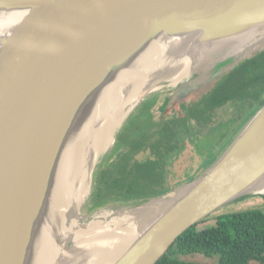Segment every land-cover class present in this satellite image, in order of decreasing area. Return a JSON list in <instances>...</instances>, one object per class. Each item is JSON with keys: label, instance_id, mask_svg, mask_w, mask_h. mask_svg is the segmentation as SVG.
<instances>
[{"label": "water", "instance_id": "obj_1", "mask_svg": "<svg viewBox=\"0 0 264 264\" xmlns=\"http://www.w3.org/2000/svg\"><path fill=\"white\" fill-rule=\"evenodd\" d=\"M2 12L18 20L0 36V264L34 263L68 142L104 91L160 39L189 42L185 54L200 65L165 94L168 105L209 93L264 51V0H0ZM184 47L174 46L172 54ZM175 79L153 78L115 133ZM118 135L94 169L111 155ZM263 190L264 106L184 189L112 210L150 219L111 264H157L191 227L248 196L264 197Z\"/></svg>", "mask_w": 264, "mask_h": 264}, {"label": "trees", "instance_id": "obj_2", "mask_svg": "<svg viewBox=\"0 0 264 264\" xmlns=\"http://www.w3.org/2000/svg\"><path fill=\"white\" fill-rule=\"evenodd\" d=\"M203 98L205 107L197 103L194 114L189 111L186 116L168 115L161 119L153 111L157 100L144 103L127 123L132 125V134L122 136L126 125L111 155L97 171L90 210L114 203H134L170 190L168 176L174 165V160H169L172 154L185 148L186 139L193 146L198 144L200 153L202 150L203 139L198 136L191 140L201 134L200 130L192 131L191 118L203 116L208 109L223 107L232 101L247 104L250 108L247 116L264 106V51L242 62ZM248 118L240 121L238 128ZM145 152L148 156L139 159L138 156ZM209 155L207 164H212L218 156L216 151ZM209 218L186 231L157 264H200L179 258V255L196 254L207 258L217 256L219 264H264V209ZM206 222H213V226L204 228Z\"/></svg>", "mask_w": 264, "mask_h": 264}, {"label": "bare ground", "instance_id": "obj_3", "mask_svg": "<svg viewBox=\"0 0 264 264\" xmlns=\"http://www.w3.org/2000/svg\"><path fill=\"white\" fill-rule=\"evenodd\" d=\"M17 20L14 14L0 13V36ZM174 39H160L129 70L122 73L99 97V104L68 142L56 172L47 222L38 233L33 264H111L135 240L139 230L150 219L149 215L143 218L128 213L104 216L80 226L82 208L90 194L92 165L101 151L111 147L115 132L145 94L151 80L175 77V85L200 68V65L194 67L195 63L185 54L189 42L185 44ZM177 45L185 47L182 53L174 55L172 51ZM104 136L113 142L106 145ZM146 211H139V215ZM71 224H75V227L64 240V250H61L59 239H63L66 228ZM97 238L98 241H95ZM68 242L73 244L70 250L66 248Z\"/></svg>", "mask_w": 264, "mask_h": 264}, {"label": "rangeland", "instance_id": "obj_4", "mask_svg": "<svg viewBox=\"0 0 264 264\" xmlns=\"http://www.w3.org/2000/svg\"><path fill=\"white\" fill-rule=\"evenodd\" d=\"M258 54V52L253 53V57ZM217 59V58H216ZM216 59H213V62H215ZM212 62V60H211ZM211 62L209 63L208 66H211ZM210 68V67H209ZM196 78V75H192L191 79ZM174 81L166 82L162 84L161 90L159 92H156L157 94L155 95L154 98L158 96V104L154 108V112L156 116L159 118L164 112H168L169 108L173 106L174 111L169 112L170 115H174L175 112L179 111V106L177 104L172 105L169 104L167 105V99H163L165 94V97H169L168 95L172 92L173 88L172 86ZM216 85V82L212 84L214 87ZM212 87V88H213ZM212 89H210L211 91ZM191 102L196 101L198 99L197 95L192 96ZM189 103V104H190ZM167 105V106H166ZM249 107L247 104H242L239 102H230L226 106L220 108L215 112V115L213 117L212 123H210L209 126L205 127H200L199 125H194L192 126V131L200 130L201 134H196L194 137H192L191 140H195V137H198L200 139L203 138L202 144H200L202 150L200 153V147L197 144L196 146H193L190 144L187 139L183 142L185 148L183 150H179L178 152L172 154V156L169 158L170 161L174 160V165L171 167V172L170 175L168 176V182L171 183V189L168 190V192H173V191H180L181 189H184L189 183H191L193 180L197 179L202 175L212 164H207V160L209 159V154H211L213 151H216L217 156H221L223 151L228 147L230 142H233V139L237 136V134L240 132L241 128L243 127L240 126L238 128V123L240 121L246 119V117H251L254 115H249L247 116V112H249ZM137 109L134 112V115L136 114ZM132 118V117H131ZM249 118L245 121L247 122ZM132 125L129 123L127 125V128L123 131L122 136H127L132 134ZM198 133V132H197ZM118 135V133H115V137ZM212 135L208 138L207 136ZM228 135V136H227ZM224 139L223 143H220V141ZM105 144L107 145L108 143L113 142V140H110L108 136H104ZM117 141V139H116ZM116 144V143H115ZM115 146V145H114ZM217 148V149H216ZM112 151V150H111ZM111 153V152H110ZM205 154V155H202ZM209 155V156H208ZM109 156V154H108ZM107 156V157H108ZM148 156V153H142L138 156L139 159H144ZM98 158V157H97ZM97 163V159L94 161L92 165V169ZM101 163V162H100ZM99 164V163H98ZM98 171V168L94 169V173L96 175ZM93 173V177H94ZM163 193V194H166ZM161 194V195H163ZM173 199V198H172ZM171 198L164 199L163 202L169 203L172 200ZM91 200V197L87 199L84 207L82 208V219L80 220V226H85V223L87 221H92V220H98L102 217H109L111 215L116 216L117 213L112 214L113 211H125V210H131L133 207H137L139 205H125V203H114V204H109L103 208H97L93 212L90 210L91 206L89 205V202ZM169 201V202H168ZM144 203V202H143ZM142 204V203H140ZM256 208H261L264 209V197L262 195H251L248 196L239 202L236 203H231L230 205L226 206L222 210L214 213L209 219H214L218 215L222 214H227V213H232V212H238V211H243V210H250V209H256ZM113 210V211H112ZM159 208L157 209V211ZM103 214V215H100ZM107 215V216H106ZM111 218V217H110ZM103 220V219H101ZM204 228H208L213 226V222H206ZM75 227V224H71L69 227H67L64 233L63 239H60V245L59 248L61 250H64V240L73 232V228ZM94 236L97 237L96 234ZM100 238V237H98ZM98 238L95 241H98ZM85 239V238H84ZM83 239V240H84ZM81 242V241H80ZM94 242V241H93ZM73 244L71 242H68L66 245L67 250H70L72 248ZM179 258L187 261V262H196L200 264H219V258L217 256L213 258H207L203 255L196 254V255H179ZM255 264V263H253Z\"/></svg>", "mask_w": 264, "mask_h": 264}, {"label": "flooded vegetation", "instance_id": "obj_5", "mask_svg": "<svg viewBox=\"0 0 264 264\" xmlns=\"http://www.w3.org/2000/svg\"><path fill=\"white\" fill-rule=\"evenodd\" d=\"M208 94V93H207ZM207 94L205 95H197V94H192L191 96H189L184 102L182 103H176L178 106H179V111L178 112H175V116L176 117H182V116H186L185 114L188 113L189 111H193L192 113L194 114L196 111H195V108H196V105L197 103H199V105H202L203 108L205 107V103H204V99L203 98L204 96H206ZM194 95H197L198 96V99L196 101H193L192 103L191 102V97L194 96ZM164 99V98H163ZM157 100V104H158V96L156 98L152 97L149 101H155ZM232 102H236V101H232ZM190 103V104H189ZM230 103V102H229ZM156 104V105H157ZM168 105V104H167ZM166 105V106H167ZM175 105V104H174ZM226 106V105H225ZM224 107V106H223ZM220 108L222 107H217L215 109H208L207 113L203 116H199V117H196V118H191L189 123L193 124L194 125H199L200 127H205V126H209L210 123H212L213 121V117L215 115V112L217 110H219ZM154 110V109H153ZM169 111L167 112H164V113H161L162 115L159 117L160 119L163 117H167L169 115V112H173L174 109H173V106H171L169 109ZM173 115V116H174ZM200 139H203L200 137Z\"/></svg>", "mask_w": 264, "mask_h": 264}, {"label": "crops", "instance_id": "obj_6", "mask_svg": "<svg viewBox=\"0 0 264 264\" xmlns=\"http://www.w3.org/2000/svg\"><path fill=\"white\" fill-rule=\"evenodd\" d=\"M149 102V101H148ZM154 111V110H153Z\"/></svg>", "mask_w": 264, "mask_h": 264}]
</instances>
